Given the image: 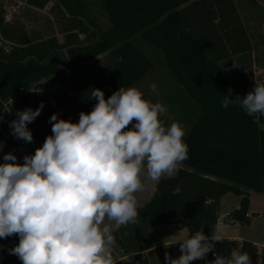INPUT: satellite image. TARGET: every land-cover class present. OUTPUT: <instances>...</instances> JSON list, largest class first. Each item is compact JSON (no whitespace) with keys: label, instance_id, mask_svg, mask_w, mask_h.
<instances>
[{"label":"trees","instance_id":"trees-1","mask_svg":"<svg viewBox=\"0 0 264 264\" xmlns=\"http://www.w3.org/2000/svg\"><path fill=\"white\" fill-rule=\"evenodd\" d=\"M97 1L110 23L104 31L90 18L86 0H27L41 9L53 2L63 25V43L31 37L20 23H7L0 9V117L11 121L3 113V101L41 80L74 84L80 95L70 102L61 100L53 106L35 96L34 108L40 102L45 107L28 127L40 147L51 134L46 116L59 113L58 119L77 122L79 113L90 112L95 104L90 99L92 88H100L107 98L119 87L137 86L161 64L187 95L182 114L189 125L183 138L189 158L174 176L158 181L151 200L137 209L138 223L113 232L114 244L128 255L127 264H150L144 250L155 244L165 262L161 230L178 226L187 228L190 235L196 231L210 235L219 219L221 199L229 193L241 201L224 222L251 224L257 214L248 213V193L264 194V117L254 120L236 105L221 107L225 95L243 97L256 80L253 75L228 77L221 65L237 57L241 64L247 59L246 68L252 69L254 45L240 14L241 0ZM248 1L257 5L256 0ZM138 40L158 52L143 50ZM101 56L109 60L97 71L92 64ZM29 104V98H21L22 108ZM2 156L0 152V163ZM177 186L181 191L173 195ZM18 242V236L0 239L5 246L0 249V264H22L8 252ZM233 248L248 253L251 261L258 258L259 248L251 241L225 239L216 245L217 253L225 257ZM207 259H214L213 254ZM259 264H264V249Z\"/></svg>","mask_w":264,"mask_h":264},{"label":"clouds","instance_id":"clouds-1","mask_svg":"<svg viewBox=\"0 0 264 264\" xmlns=\"http://www.w3.org/2000/svg\"><path fill=\"white\" fill-rule=\"evenodd\" d=\"M233 67H239L233 63ZM232 93V90L229 89ZM95 104L79 120L49 118L51 134L34 154L19 163L13 152L0 163V239L18 236L8 249L22 264H114L115 236L111 223H138L136 193L144 189L146 169L152 181L171 176L189 158L184 127L165 126L160 103L143 98L136 87H119L105 97L92 88ZM240 107L248 116L264 117V82L254 80L245 96L225 95L221 107ZM44 102L33 110L16 111L11 135L25 143L34 137L28 125L40 116ZM4 144L0 142V152ZM177 186L173 195L179 194ZM230 225L218 219L210 235L196 231L178 238L180 255L165 253V264H252L248 253L233 248L228 257L217 253ZM5 246L0 245V249ZM212 253L214 259L208 260Z\"/></svg>","mask_w":264,"mask_h":264},{"label":"rangeland","instance_id":"rangeland-1","mask_svg":"<svg viewBox=\"0 0 264 264\" xmlns=\"http://www.w3.org/2000/svg\"><path fill=\"white\" fill-rule=\"evenodd\" d=\"M86 1L89 5L88 14L90 18L96 20L103 31L108 29L110 23L99 2L97 0ZM256 1L257 5H252L248 0H241L240 3L238 0L240 14L254 45L250 58L252 61V69L248 70L246 68L248 62L247 59H243L244 63L241 64V61L237 57L224 60L221 65L228 77L253 75L257 81L264 82V0ZM11 16L12 21L14 23H20L25 28L26 32L33 38H56L60 43L64 42V36L61 33L63 25L57 19V11L53 10V2L48 3V5L42 9H34L27 7L26 5H17L15 10L12 11ZM80 39L81 41L86 42L85 37H81ZM136 42L145 51L158 52L146 42L143 43L139 40ZM108 60V57L101 56L94 61L92 65L97 68V71H99L105 67ZM233 63L239 67H233ZM135 87L143 93L144 99L151 103H160L163 105L165 111L160 115V120L165 126H170L171 123L178 122L184 127L186 134L189 130V125L184 123L182 109L187 106V95L183 88L174 81L165 66H162L161 64L159 66L157 65L154 71ZM45 118L47 119L48 116ZM2 128L11 132L9 124L4 118L0 117V142L4 143L3 151H5V153L13 152V154L17 156L19 163H23L24 155L34 154L35 150L30 152V154L24 153L21 144L18 141H6L3 136L5 131L2 132ZM248 199V211L256 213V217L249 225L230 223V229L225 239L243 238L242 240L255 242L261 246L264 242V216L261 215L264 211V194L256 191H249ZM238 200L239 197L232 193H229L226 196L220 211L222 220H224L227 214L236 210ZM172 229L173 230H165L166 240H177L178 238H185L190 235L188 229H184L183 231L176 227H173ZM164 248L168 253V247L165 245ZM175 250L179 252V255L181 254L178 245L173 248V254L175 253ZM259 250H262L261 247H259ZM152 254H155L154 257L158 256L163 262L164 258L160 248H157ZM174 255L176 256V253Z\"/></svg>","mask_w":264,"mask_h":264},{"label":"built area","instance_id":"built-area-1","mask_svg":"<svg viewBox=\"0 0 264 264\" xmlns=\"http://www.w3.org/2000/svg\"><path fill=\"white\" fill-rule=\"evenodd\" d=\"M17 5H26L27 7L38 9L37 7H34L30 4H28L27 0H0V9L4 13L5 21L7 23H11L12 21V16L11 13L12 11L15 10ZM6 51L8 49L6 48ZM80 95L79 89L72 84L71 82H65L62 81L61 79H52V80H41L36 86L32 87L28 91H22L20 92L19 95H16L14 97L8 98L6 101H3V113L7 114L8 117L11 119H16V111L17 110H23L25 108H32L35 110L33 106V101L35 99V96L43 97V99L48 103L53 106H56L58 102L61 100L70 102L78 98ZM29 98L30 104L22 108L21 106V98ZM50 116H48L47 119H49ZM6 122L9 124L10 121ZM5 131V132H4ZM3 136L6 141L9 140H15L20 142L21 147L24 151V153L29 154L36 148H38L37 142L33 141V143H21V140H17L11 135V132L9 130H3ZM264 214V212H263ZM112 255H113V261L114 264L119 261L121 258L116 259V249L112 245ZM260 263V256H258L257 259L252 261V264H259Z\"/></svg>","mask_w":264,"mask_h":264},{"label":"crops","instance_id":"crops-1","mask_svg":"<svg viewBox=\"0 0 264 264\" xmlns=\"http://www.w3.org/2000/svg\"><path fill=\"white\" fill-rule=\"evenodd\" d=\"M3 154H5V151H3ZM30 154V153H29ZM182 167V165L179 163L177 165V170L176 172H174L171 176H174L177 171ZM171 176H168L167 174H165L164 176H162L161 178H164V177H171ZM141 179H142V183L144 184V189L140 192H137L135 195H136V198H137V209L141 206H143L144 204H146L148 201L151 200V198L153 197V195L155 194L156 192V187H157V184L158 182L157 181H152L148 176H147V171L146 169L142 172L141 174ZM228 195V194H227ZM225 195L222 199H221V204H220V211H221V207L223 205V202H224V199L226 198ZM239 197V196H237ZM240 201H241V197H239V200L237 201V207L236 209L239 208V205H240ZM264 212V211H263ZM263 215L264 216V214ZM249 214H253L254 212H251V211H248ZM256 214V213H255ZM228 215V214H227ZM219 219H221V216H220V213H219ZM105 223H111L112 225V229H113V232L116 231L117 229H119L121 226H116L114 222H109V221H105ZM173 227H176L180 230H184V229H187V228H184V227H178V226H166L164 227L162 230H161V239H162V244L166 247H168V253L172 256V257H179V252L177 250H175V253H176V256L173 254V248L175 246H177L178 244H175L176 240H166V233H165V230H173L172 228ZM169 228V229H167ZM165 233V235H164ZM228 239H231V240H238V241H243L242 239L243 238H228ZM155 241V240H154ZM156 242V241H155ZM255 245H257V247H261V249H264V242L261 244V246H259L258 243H255L253 242ZM113 246L115 247L116 249V259L118 258H121L119 261H117L115 264H127V262L129 261V258H128V255L125 254L119 246L113 244ZM143 246V245H142ZM179 246V245H178ZM142 248H145L144 246ZM157 248H159L156 244L155 246L151 247V248H148L146 250H144V253L147 257V259L150 261L151 264H165L164 260L163 262L161 261V259L157 256V257H154L155 254H152V252H154ZM261 251L262 250H259V255L261 254ZM178 254V255H177Z\"/></svg>","mask_w":264,"mask_h":264}]
</instances>
